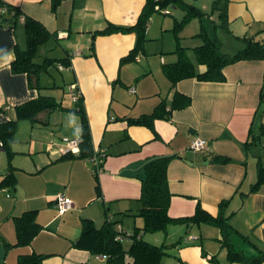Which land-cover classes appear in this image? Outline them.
<instances>
[{
	"label": "crops",
	"instance_id": "obj_1",
	"mask_svg": "<svg viewBox=\"0 0 264 264\" xmlns=\"http://www.w3.org/2000/svg\"><path fill=\"white\" fill-rule=\"evenodd\" d=\"M3 1L19 7L23 15L40 21L57 35L51 40L62 47L59 57H68V64L61 69L69 75L67 89L72 83L82 95L94 153L99 152L103 162L97 187L90 158H61V137L80 135L77 113L56 108L40 112L35 122L20 120L11 146L15 189H0V264H17L19 256L31 253L46 255L48 264H107L104 256L75 246L82 220L89 219L100 227L106 216L120 219L116 228L121 227L128 235L141 228L143 219L132 214L140 206L139 176L144 162L155 156L170 157L166 172L171 194L169 216H190L197 203L215 216L219 202L227 200L224 209L230 225L264 250V183L250 192L257 177V156L264 164V136L249 152L243 145L249 129L257 133L264 123V92L260 101L264 59H243L225 66L223 82L190 77L170 88L162 64L176 59L174 49L168 51L169 60L161 49L158 59L143 60V53H138L134 59L120 61L135 46L137 36L133 31L96 35L94 54H90L93 32L108 23L134 24L145 0H62L55 9L51 0ZM225 18L227 51L244 46L240 37L264 43V0H227ZM161 29L155 21H149L144 46L157 39ZM182 30L178 36H182ZM15 45H25L22 18L13 27L0 26V122L15 117L14 106L54 86L42 82L40 90L31 88L26 73L11 70ZM190 60L196 70L205 69L195 61L194 52ZM174 91L188 95L190 104L171 109L168 118H155L152 127L128 122L127 118L152 112L162 100L168 110ZM69 112L75 118L68 117ZM196 137L205 139L206 152L189 148ZM214 155L230 161H214ZM7 167L6 153L0 148V180ZM58 194L73 203L72 209L62 215L55 207ZM27 210H35L41 229L30 244L17 246L15 217ZM238 233L230 236L233 246L245 255L256 254ZM142 238L169 245L168 254L159 264H249L229 263L226 247L220 243V229L206 223L171 224L165 231L147 232ZM129 243V238L123 240L125 248ZM125 263L132 264L131 257L125 256Z\"/></svg>",
	"mask_w": 264,
	"mask_h": 264
},
{
	"label": "trees",
	"instance_id": "obj_2",
	"mask_svg": "<svg viewBox=\"0 0 264 264\" xmlns=\"http://www.w3.org/2000/svg\"><path fill=\"white\" fill-rule=\"evenodd\" d=\"M61 1L62 0H51L52 8L55 9ZM226 1L227 0H224V3L221 4V0H214L212 11L218 10L217 16L219 23H217V26L228 30L225 18ZM170 3L184 11L182 19L180 21H175L172 27L177 38L179 31L190 19L201 17L203 14L199 8L186 0H145L134 24L123 26L108 23L104 28L93 32L92 41L90 43V54H94L93 39L96 35L133 31L137 36L135 46L126 56L122 57L120 61L124 59H134L142 48L152 12L161 11L163 13H169V11L164 8ZM19 18L23 20L25 45L24 47H19L18 45L14 46V58L10 63V67L13 72L26 73L29 86L40 90L44 87L40 83L41 74L46 72L49 65L54 62L59 63L58 68L60 70L64 69V66L68 64V57L42 56L41 52L39 53L40 47L50 39H56L57 35L48 31L40 21L29 15H23L19 7L0 0V26L8 25L13 27ZM196 35L201 37L202 43L194 46L192 50L194 52L195 61L198 64L204 65L205 69L203 71L195 69L184 47L174 49L176 59L173 62L162 64V70L170 82V88H173L177 81L190 77H194L199 81L223 82L225 81V76L223 74V68L225 66L243 59H264V43L255 41L251 37H240L244 46L233 54H228L220 49V42L218 39H211L202 27ZM71 85L72 83L69 84L68 91L73 101L72 107H63L61 102L55 100L51 95L39 94L35 98L14 106V118L0 122V148L4 149L8 159V172H5L3 178L0 180V189L3 187L15 189L16 180L13 172L10 170V160L13 155L11 146L18 128V122L25 119L35 122L37 120V115L42 111L49 112L56 108L68 109L77 113L80 118V135L78 136L80 138L79 152H65L61 158L66 155L79 158H90L95 154L101 158L103 157L99 152L94 153L95 151L93 149L91 132L84 110L82 95L79 94L75 87L70 90ZM262 92H264V90H261L260 101H262ZM75 95L76 97L73 98ZM190 101L191 98L188 95L174 91L168 110H165V104L162 100L155 106L152 112L143 114L138 118H127V120L130 123L152 127V122L155 118H168L171 109L184 108L190 104ZM262 136H264V123L260 125L257 133L253 132L252 128H250L248 137L243 144L245 152H249L252 147L258 145ZM212 158L214 161L221 163L230 161L228 157L221 155H214ZM169 160L170 157L168 156H155L148 158L142 166V172L139 176L140 196L138 201L140 206L137 212L132 213L143 219L141 228H135L134 231L128 235L121 227L116 228V224H119L120 219L112 220L109 216H106L100 227H96L89 219H83L81 232L75 246L89 250L93 254L104 256L107 264H126L125 256L131 257L132 264H159L161 258L165 254H168L167 248H169V245L153 244L142 238V234L165 231L171 224L184 223L189 225L206 223L217 226L220 229V243L222 247H226V259L229 263L243 261L249 264H259L261 261H264V250L259 249L256 244L250 241L246 236L238 233L228 222L229 215L225 214L224 209L227 200L219 202V210L215 216L204 210L199 203L196 204L194 212L190 216H169L167 211L171 194L168 189L166 173ZM93 174L96 180V186L99 187L97 178L98 173L93 172ZM256 175V181L250 187V192L257 190L259 186L264 183V164L261 163L259 156H257L256 162ZM40 229L41 226L37 223L35 218V210L24 211L20 216L15 217L16 242L14 245L22 246L30 244ZM234 232L238 233L243 240L252 245L257 253L254 255H245L241 249L235 248L230 240V236ZM127 238L130 239V243L129 246L125 248L123 246V240ZM202 254L204 256L206 255L203 251ZM45 258L46 255L38 253L21 255L18 257L17 264H48L44 261ZM209 259L211 261L215 260L212 256L209 257Z\"/></svg>",
	"mask_w": 264,
	"mask_h": 264
},
{
	"label": "rangeland",
	"instance_id": "obj_3",
	"mask_svg": "<svg viewBox=\"0 0 264 264\" xmlns=\"http://www.w3.org/2000/svg\"><path fill=\"white\" fill-rule=\"evenodd\" d=\"M190 4L195 5L197 8H199L200 11H202L201 17H195L190 19L184 26L182 30V36L176 37L174 31L171 29L174 26L175 21H180L182 17L184 16V11H182L179 7L168 4L164 9L168 10L169 13H163L161 11L157 12L154 11L151 14V17L149 19L150 23L152 21H155V24L157 28L161 26V30L159 32V35L157 36V39L147 41V45L144 46L145 40L142 44V48L139 51V53H143V60L148 57H156L158 59L159 52H161V49L163 50V56L167 57V60H169V55L171 53H168L169 50H173L179 47H184L185 52L187 56L190 59H193V52L192 49H189V46H194L197 44L202 43V39L200 36H193L190 37V34L197 33L200 28L202 27L203 30H205L206 34L211 39H218L220 42V49L224 52V50H229V40H227V35L225 30H223L222 27L217 26V23H219L218 19V10L212 11V4L214 0H186ZM223 1V0H221ZM165 28H170L171 30H164ZM161 34V35H160ZM188 35L187 37L183 35ZM180 35V33H179ZM194 39H197L196 41ZM60 50H62V47L57 43L54 42V40H49L44 44V46L40 47L39 53H46L51 57H59ZM228 54H233L236 51H227ZM44 55V54H43ZM58 62H54L49 65L46 72H43L40 76V83L42 85V82L47 84H54L53 87L43 89L44 93L46 95H51L55 98V100L60 101L62 105L72 107V99L69 95V91L67 89V82L69 79V75L59 70L58 68ZM66 112H64L63 116V122L65 125L66 122ZM72 112H69V116L71 119L75 118L73 116ZM78 116V115H77ZM28 121V120H26ZM56 134V132H55ZM62 138V137H61ZM203 240V238H202Z\"/></svg>",
	"mask_w": 264,
	"mask_h": 264
},
{
	"label": "built area",
	"instance_id": "obj_4",
	"mask_svg": "<svg viewBox=\"0 0 264 264\" xmlns=\"http://www.w3.org/2000/svg\"><path fill=\"white\" fill-rule=\"evenodd\" d=\"M157 8V6H156ZM64 35V33H59V36ZM61 67V66H59ZM62 68V67H61ZM74 88V85H71L70 90ZM130 92L134 91L133 87L129 88ZM73 96V98H75ZM63 146L59 147L58 150L62 153L65 152H73V153H78L79 152V142L80 138L79 137H63L61 138ZM189 148L195 151H201V152H206L208 150V147L206 145L205 139L196 137L195 139L192 140V142L189 145ZM91 160V170L94 173H99L102 169V158L99 157L97 154L93 155L90 157ZM55 207L57 210V213L59 215L64 214L66 211L72 209L73 203L72 201L66 197L64 194H58L55 197Z\"/></svg>",
	"mask_w": 264,
	"mask_h": 264
}]
</instances>
